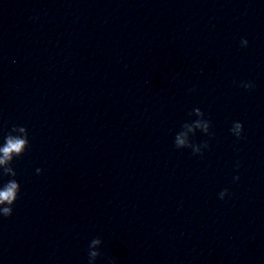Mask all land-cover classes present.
Masks as SVG:
<instances>
[{
    "label": "clouds",
    "instance_id": "clouds-1",
    "mask_svg": "<svg viewBox=\"0 0 264 264\" xmlns=\"http://www.w3.org/2000/svg\"><path fill=\"white\" fill-rule=\"evenodd\" d=\"M248 41L243 39L241 41V46L247 47ZM246 88L251 89L254 87L252 84H244L242 85ZM199 113V110H197ZM199 122L197 123V127H199ZM208 123L203 125L205 131L208 129ZM19 132L22 135H13V133ZM231 132L237 138H241L243 132V125L240 122H235L233 127L231 128ZM29 147V139H28V130L23 126H13L11 131L4 137V143L0 145V166H5L2 171H0V177L10 175L11 177H15L17 175L14 168L11 166L14 158L22 156L26 149ZM175 147L180 148H190L191 145L183 138V134H177L175 136ZM205 147H208L207 143H205ZM194 154H202L199 150L193 151ZM239 167V164H237ZM42 170L36 169L37 174H39ZM234 179L238 180L239 177H235ZM20 192V185L15 179L8 180L6 183L0 185V216L10 217L13 213V205L18 199ZM228 195L227 189L221 191L219 193L220 199H224V197ZM100 241L98 239H93L91 241L92 245L98 244ZM97 255L96 252H88L89 264H92V257Z\"/></svg>",
    "mask_w": 264,
    "mask_h": 264
}]
</instances>
